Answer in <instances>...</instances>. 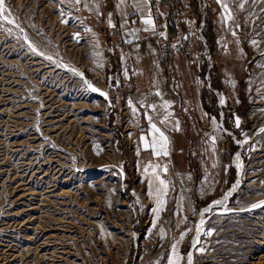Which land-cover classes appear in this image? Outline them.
<instances>
[{"label":"rangeland","instance_id":"obj_1","mask_svg":"<svg viewBox=\"0 0 264 264\" xmlns=\"http://www.w3.org/2000/svg\"><path fill=\"white\" fill-rule=\"evenodd\" d=\"M148 2L176 96L161 152L120 24L0 0V264H264V0Z\"/></svg>","mask_w":264,"mask_h":264},{"label":"crops","instance_id":"obj_2","mask_svg":"<svg viewBox=\"0 0 264 264\" xmlns=\"http://www.w3.org/2000/svg\"><path fill=\"white\" fill-rule=\"evenodd\" d=\"M97 12L110 24H120L127 44L129 58L137 64L140 72L139 90L135 100L148 112V131L143 133L142 144L147 150L161 152L167 150L173 132V118L176 115L175 92L169 90L168 73L160 61L159 46L155 37V22L151 16L148 0H94ZM178 84L182 94H200V78L191 70L187 59H176ZM175 87V86H174ZM176 89V90H177ZM194 94V93H193ZM175 121V120H174ZM176 124V122H175ZM147 135V136H146ZM146 136V137H145Z\"/></svg>","mask_w":264,"mask_h":264},{"label":"bare ground","instance_id":"obj_3","mask_svg":"<svg viewBox=\"0 0 264 264\" xmlns=\"http://www.w3.org/2000/svg\"><path fill=\"white\" fill-rule=\"evenodd\" d=\"M220 210L216 211V212H219ZM221 212V211H220ZM204 220H206L205 218H202V223L204 222ZM204 225L202 226V229H203ZM201 229V230H202Z\"/></svg>","mask_w":264,"mask_h":264}]
</instances>
